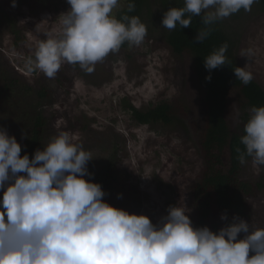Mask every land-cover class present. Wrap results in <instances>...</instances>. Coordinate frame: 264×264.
<instances>
[{"label":"clouds","instance_id":"9594fccd","mask_svg":"<svg viewBox=\"0 0 264 264\" xmlns=\"http://www.w3.org/2000/svg\"><path fill=\"white\" fill-rule=\"evenodd\" d=\"M255 2L184 0L183 8L173 7L164 14L162 27L187 28L192 16L202 12V23L211 26L241 9L251 11ZM67 3L71 7L59 17V37L39 42L26 59L29 72L38 70L53 79L64 62L90 72L125 42L139 46L145 40L147 28L138 16L118 19L112 14L119 0ZM16 6L12 0V7ZM134 10L135 3L129 2L128 11ZM209 34L208 27L198 31L196 42L202 43ZM227 49L225 43L208 55L205 68L225 65ZM251 54L250 49L241 53L242 57ZM246 68L234 70L245 85L253 79ZM244 132L240 138L244 150L236 148L238 160L245 164L251 157L259 170L264 166V106L251 109ZM21 152L16 137L0 127V264H264V229L239 216L213 232L206 226L194 228L183 207H169L168 214L154 224L146 215L130 214L105 202L102 186L85 179L94 175L87 167L92 153L67 131L52 137L32 159ZM241 233L246 235L238 240Z\"/></svg>","mask_w":264,"mask_h":264},{"label":"rangeland","instance_id":"374dc122","mask_svg":"<svg viewBox=\"0 0 264 264\" xmlns=\"http://www.w3.org/2000/svg\"><path fill=\"white\" fill-rule=\"evenodd\" d=\"M16 3L12 7V0H0V86L5 80L17 82L10 94H0V127L21 144L42 114L45 146L60 131H67L92 153L87 167L94 175L85 179L95 183L98 175L110 170L114 181L103 190L105 202L130 214L146 215L154 224L168 214L169 207H183L194 225L192 188L204 168L196 130L189 124L194 120L190 117L187 125H140L128 109L129 105L147 110L160 103L174 104L189 87L181 61L160 34L155 31L139 46L120 48L90 72L64 62L50 79L38 70L29 72L26 59L39 42L59 37V17L71 6L67 0ZM124 6V0H119L112 14L116 17ZM242 21L231 24L240 37L236 60L240 68L247 66L264 90V13L252 5ZM249 49L252 54L242 57ZM39 92H45L44 99ZM240 116L234 108L235 127ZM240 178L264 186V166L257 170L249 159ZM248 207L249 216L243 220L264 229V189L249 199Z\"/></svg>","mask_w":264,"mask_h":264},{"label":"trees","instance_id":"16d2710c","mask_svg":"<svg viewBox=\"0 0 264 264\" xmlns=\"http://www.w3.org/2000/svg\"><path fill=\"white\" fill-rule=\"evenodd\" d=\"M129 2L135 3V10L132 12L128 11ZM124 3L125 6L117 13L116 18L124 15L138 16L146 25L148 35L155 31L160 34V38L181 61L182 70L186 72L185 85L190 88L187 87L184 97L174 104L160 103L147 110L129 105L128 109L132 118L140 125L169 126L176 122L187 125L190 117L194 120V123L189 120V124L196 130L197 149L204 168L200 180L192 188L197 213V222L193 227L206 226L211 231L218 232L226 224H230L235 216L247 218L249 199L256 197L264 186L241 180L240 171L244 164L239 162L236 148L244 150L240 138L245 135L244 127L251 116V109L264 106V90L253 79L247 85L237 79L234 70L240 66L235 50L240 37L238 33L235 34L231 24H241L245 14L251 11L241 9L211 26L202 23V12L201 16H192L189 27L182 28L177 24L174 30H168L162 27L164 14L173 7L183 8L184 0H124ZM253 5L259 12L264 13V0H256ZM188 15L190 14H186L185 18H188ZM206 27L210 28V34L202 43H197L198 31ZM225 43L228 44L225 65L207 70L204 59ZM128 47L127 42L121 46L122 49ZM209 76L211 79H206ZM15 82L5 80L0 86V94H10ZM38 97L44 99L45 92H39ZM234 108L241 112L240 124L236 127L231 120ZM45 125L46 119L39 114L30 135L21 143V156L27 154L32 159L36 150L44 149ZM249 159L251 157H248L247 161ZM113 181L108 170L98 175L95 183L105 190L112 186ZM2 197L3 191H0V199ZM223 215H227V221L221 219ZM245 235L239 234L238 240L243 239ZM252 255L254 253L250 252L249 257Z\"/></svg>","mask_w":264,"mask_h":264}]
</instances>
